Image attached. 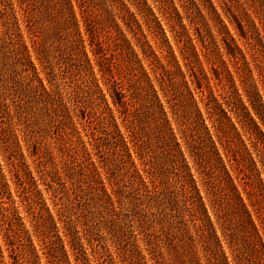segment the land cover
<instances>
[{
    "label": "rangeland",
    "instance_id": "374dc122",
    "mask_svg": "<svg viewBox=\"0 0 264 264\" xmlns=\"http://www.w3.org/2000/svg\"><path fill=\"white\" fill-rule=\"evenodd\" d=\"M201 1L146 0L138 14L127 0H70L90 70L71 42L76 26L63 0H0V264H264V0H211L233 41L215 30ZM81 18L102 41L117 81L139 88L132 95L135 114H120L111 103L110 83L97 71ZM34 70L51 95L33 87ZM160 75L164 91L154 79ZM194 78L203 93L194 89ZM147 79L201 199L186 202L178 194L182 182L170 173L155 137L152 111L159 110L155 99L147 98ZM209 89L220 104L210 109V117L203 105ZM112 121L137 152L144 151L151 183L170 189L169 205L179 209H167L160 224L144 230L157 236L153 244L131 218H125L121 236L117 229H93L95 223L82 217L92 204L88 182L95 175L81 144L93 151L89 141L111 131ZM108 143L100 147L98 160L121 166L119 147ZM131 156L140 168L133 151ZM123 165L115 182L129 189L131 168ZM104 167L109 175L111 166ZM97 171L103 179L104 169ZM35 190L38 199H28ZM76 195L82 207L74 214ZM52 196L66 213L56 230L44 225L43 203L55 215ZM69 219L79 221L74 249L71 236L63 233ZM50 235L63 240L61 260L42 254L52 247Z\"/></svg>",
    "mask_w": 264,
    "mask_h": 264
},
{
    "label": "trees",
    "instance_id": "16d2710c",
    "mask_svg": "<svg viewBox=\"0 0 264 264\" xmlns=\"http://www.w3.org/2000/svg\"><path fill=\"white\" fill-rule=\"evenodd\" d=\"M145 1L146 0H127L129 4H132L133 7L136 8V11L139 12L138 14H141L146 9ZM170 1L171 3L173 2V0ZM206 2H208L207 6H205L204 4ZM63 3H65L68 9L69 17H71L72 22L76 26V35L73 34L71 42L77 43L74 44V46L75 45H77V47L79 46V48L81 49L84 55L82 56V58L87 63L88 68L92 70V66L90 65L89 59L87 58L86 53L83 51L84 48L83 40L81 38L82 36L80 35L79 30L77 29L78 24L75 19L76 17L74 15L71 2L70 0H63ZM198 5L204 7V9L207 10L208 12L207 15L209 16V20L211 21L212 26L215 28V30H218L219 33L222 34L223 38H225L223 40H228L227 38H230V41H233L228 31L225 30V27L222 24L221 15L212 5V1L202 0L201 2H199ZM78 7L81 9L79 3H78ZM127 11L129 12L128 9ZM133 13L134 12L132 13L129 12L130 14L129 16L134 20V22L137 25L136 16ZM122 20L124 24L130 27L129 24L124 19ZM81 21L84 26L85 35H88L87 37L88 45L92 47L91 51L95 55L93 57L95 60L97 71L100 73L101 78L105 80L106 77V80L111 84V85L109 84L110 88L108 87L107 91L109 93L108 95L110 96L111 103L115 107V110L120 114H125L126 112H127L126 114H131V113L135 114L136 109H131L133 106L132 95H136L138 93L139 88L137 87L136 84H128L127 86H123L121 82L117 81V79L114 77L115 73L113 71V64L111 63L110 58H108L104 52L102 41L98 40L97 35L93 34L88 29V24L84 19H82ZM235 24H236V28L240 32L239 23L236 22ZM137 27L139 28L138 25ZM142 38L145 39V36H142ZM224 42L227 45V41ZM142 44H145L148 47V43L146 41ZM96 54L99 55L98 58H96ZM143 54L145 57L148 56L147 53L144 51V49H143ZM36 58L40 60L39 54L36 55ZM183 58L186 59L187 57L183 54ZM167 66L168 64L165 63V65L162 67L165 70L167 69L166 68ZM184 66L188 68L186 64ZM176 68L180 71V73H182L178 65H176ZM37 74H38L37 71L34 70L33 75L36 78L38 84L34 85L33 87L37 90H40L46 95L48 94L51 95L52 91H50L48 88L45 87V85H43L42 80L40 79V77L37 76ZM154 79L158 83V86L160 87V91H164V84L163 82H160L161 75ZM93 80L95 79L93 78ZM194 80L195 81L193 84L196 85L194 89H196L197 92L203 93V90L201 88V82L199 81V79L194 78ZM46 81L49 84V81L47 79ZM147 81L149 82L147 87L151 89V92L149 93V95H147V98L149 97L148 100H150L153 97V99H155V101L158 103L157 106L159 110L158 115H155L156 114L155 111H152L153 112L152 118L154 121H156L155 137L159 145L162 147L164 154L166 155V163L170 169V173L176 176L177 178H179L182 182L180 190H178L179 191L178 194L180 195L181 199L186 200V202L194 199L195 200L201 199L196 192L197 191L196 183L189 174V167L186 161L187 158L184 157V152L181 150V145L177 140L176 133L174 129L171 127V121L167 119L166 116L167 112L165 111L164 106L161 103H159L158 93L155 90L154 86L151 84L150 79H147ZM94 86L97 88V93H99L100 100L105 101L101 89L97 86L95 82H94ZM141 88L144 89L143 86ZM165 96L166 94H164L163 97ZM220 98L221 100L223 99L222 97ZM205 99L206 100L205 102H203V105L206 109L207 114H209L208 117H210L213 114L210 112V109L220 108V104L217 105V99L215 98L213 91L211 89H209V92L207 93ZM108 109L109 111H111V108L108 107ZM171 114H172L171 118L173 119L174 113L172 110H171ZM111 125L114 128L109 132H104L103 137H97L96 139L94 137L93 140H91V142L89 141V145L91 146L93 151L89 152L88 148L85 147L84 144H81V148L83 149V154L89 158L91 165L94 166L93 171H94V175L96 176V179H93V177L95 176H92L91 180L88 182L90 188H88L87 199L91 200L92 204L91 207L87 209V212H85L84 215L82 214V217L85 216L86 223H89V221L91 222L93 221V223H95L93 229L95 228L97 230L98 229L100 230L101 228L103 229L108 228L110 230L117 229L118 233L121 236L124 235L123 228L126 227L125 218H131V221H135L139 226V228L141 229L142 232L139 231V233L142 236L146 237L149 241H151V243L148 240H146V242L149 244H153L152 241L155 238L157 240V236H155V233H150V232L145 233L144 230L147 228L150 229L153 228V226L156 223L160 224L162 222L163 216L166 217L167 209L170 212H175V210L178 211L179 209H176L178 207H174V206L170 207L169 205V202L171 201V196L169 192L170 189L160 188L151 183L150 177L148 175V170L145 169L144 161L142 158V155H144L143 153L144 151L142 152L141 150H139V152H137L136 150L137 145L134 143V141L131 140L130 138L128 141H126L125 136H122L120 134V130L113 121L111 122ZM201 125H203L204 129L206 128L204 126L203 121H201ZM177 130L179 132L180 138L185 140L182 130L179 127H177ZM206 134L208 138V133L206 132ZM108 142L110 143L113 142L115 144V147L113 146L114 148L119 147L118 159L122 160L121 166L110 165L111 163H108L106 161H104L103 164L102 162L100 163V161L98 160L97 155L99 154L100 147L109 146L110 144ZM183 142L187 143L186 141ZM128 143H130L131 146H129ZM191 148L193 149V147ZM191 148L189 149L187 155L189 159H191V161L194 162V156L196 152L191 150ZM132 151L135 154V159L139 162L140 168H138L133 162V157L131 156ZM93 157L97 158L98 166H95L96 162L93 160ZM124 162H128L129 168H131V170L129 171L130 174L127 175V180H128L127 183L130 186L129 189H127L126 186H121L118 182H115V178H117L118 172L121 169H125L127 166V165H123ZM101 164L103 165V167ZM104 166H106L107 168L111 166V168H109L110 169L109 175L107 174V171ZM98 168L104 169L105 177L103 179L100 177V173L97 171ZM105 179L107 182H105ZM106 184H108L109 187H107ZM34 197H37L38 199L36 190L34 193L31 192L29 193V195H27L28 199L34 200ZM77 198L78 196L76 195V197L74 198V205L71 206L70 208L73 209L74 214L76 213V210L78 208L82 207V205L80 204L81 203L80 199L77 200ZM50 199H51V203L53 204L55 215H52L50 213L49 209L47 208V205H45L44 203L42 206L44 210V214L42 213V211H40V214H43L45 216L44 225L46 226L49 225L50 229L56 230L57 222L60 223L65 222L63 217H66L65 215L66 213L61 209L59 210L57 209L56 207L57 203L55 200H53V196ZM123 204H126V206L122 207ZM121 208L123 211L121 210ZM1 209L3 210L4 208ZM70 216L73 215H69L68 218H70ZM172 217H176V216L173 215ZM75 222L79 223L78 220H76ZM75 222L73 219H69L66 225H62L63 233L65 235L71 236L69 241L72 243L70 245L72 249H74L75 247L76 242L74 241V239L76 234L78 233V231L75 230V226H76V224H74ZM46 231L49 232V230ZM48 239H50L49 244L52 243L51 244L52 247L49 246V249L44 250L46 252L44 251L42 252V254L45 255V258L46 255H48L49 257L50 256L55 257L59 260H61L60 257L62 258L65 257L66 252L62 248L63 240L59 238V236L55 238L53 237V239H51V235L50 238ZM54 244L60 246V248L58 247V249H55L57 246H55ZM47 252H49L50 254H47ZM35 257L36 255H34V258ZM37 258L39 259L38 256L36 257V259ZM65 262L66 264H70L68 260H65Z\"/></svg>",
    "mask_w": 264,
    "mask_h": 264
}]
</instances>
